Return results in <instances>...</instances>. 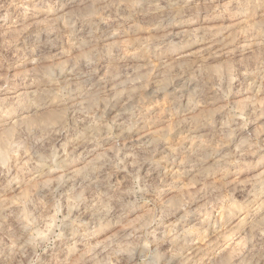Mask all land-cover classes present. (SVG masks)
I'll return each instance as SVG.
<instances>
[{
  "label": "clouds",
  "instance_id": "obj_1",
  "mask_svg": "<svg viewBox=\"0 0 264 264\" xmlns=\"http://www.w3.org/2000/svg\"><path fill=\"white\" fill-rule=\"evenodd\" d=\"M0 264H264V0H0Z\"/></svg>",
  "mask_w": 264,
  "mask_h": 264
}]
</instances>
